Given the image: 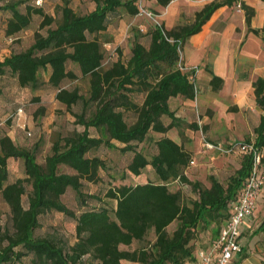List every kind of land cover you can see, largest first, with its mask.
I'll return each instance as SVG.
<instances>
[{"label": "trees", "instance_id": "obj_1", "mask_svg": "<svg viewBox=\"0 0 264 264\" xmlns=\"http://www.w3.org/2000/svg\"><path fill=\"white\" fill-rule=\"evenodd\" d=\"M89 1L92 10L78 16L68 0H61L59 18L50 29L54 21L41 8L24 6L22 13L18 7L24 1L0 0V12L9 14L3 29L6 37L24 31L32 15L40 17V29L47 27L44 36L34 33L32 44L25 50L0 61V77L9 75L19 89L32 92L47 85L54 90V100L82 127L67 134L53 132L49 151L41 162L35 158L39 140L29 149L6 134L0 135V199L8 207L10 223L9 229L0 231V264H190L199 248V234L211 228L214 234L209 247L227 221L231 203L237 199L251 169V159L242 156L239 167L224 182L209 174V184L204 185L185 175L191 160L188 150L166 136L153 139L150 133L164 134L174 128L181 137L184 128L198 129L196 122L181 120L168 106V101L176 97L193 100L188 74L176 68L177 42L182 48L216 10L230 7L238 0L212 1L195 12L190 23L174 29L165 30L161 25V29L148 27L141 33L136 26L132 27L127 57L121 59L117 52V57L106 66L103 44L109 40L101 37L114 20L136 16V0ZM148 1L163 8L171 0H143L144 4ZM240 6L248 32L264 42V29H250L253 9ZM143 37L147 38L146 46L139 41ZM68 65L77 70L78 76ZM39 72L46 73L45 82ZM209 74V87L218 92L223 81ZM77 78L87 80L85 96L76 89L63 88L65 81ZM252 88L255 104L262 113L253 128V139L247 137L246 141L253 140L263 151L264 79L257 78ZM136 96H140L138 103ZM76 104L80 105L78 113L70 109ZM89 128L95 135L89 133ZM115 143L121 144L120 152H131L125 165L128 173L139 176L148 167L154 178L109 186L105 197L114 200L112 209L86 208L74 213L61 197L69 189L81 206L87 198H94L82 192L81 180L94 182L98 169L105 170L107 166L98 156L87 154L100 146L114 147ZM141 143L144 147L152 146L148 157L140 150ZM9 158L21 160V178L7 181ZM172 182L187 185L192 195H184L180 188L172 189ZM23 195L25 207L21 203ZM47 211L74 220L75 240L71 245L33 237L40 226L39 217ZM170 225L173 228L168 230ZM260 227H264V222ZM149 233L151 240L147 239ZM132 244L136 246L127 249Z\"/></svg>", "mask_w": 264, "mask_h": 264}, {"label": "rangeland", "instance_id": "obj_2", "mask_svg": "<svg viewBox=\"0 0 264 264\" xmlns=\"http://www.w3.org/2000/svg\"><path fill=\"white\" fill-rule=\"evenodd\" d=\"M5 2H15L17 0H3ZM23 5L18 7L20 12H24V6L31 8H41L44 15L53 19V23L49 26L50 29L55 27V22L59 18V9L61 7V0H22ZM69 7L73 13L78 16L85 15L92 10V4L89 0H68ZM144 8L154 13L146 4ZM9 14L7 12H0V61L8 57L12 53H19L25 50L33 42L34 33L41 36L45 35L47 27L39 28L40 17L32 15L28 27L11 37L4 35V23ZM160 22V21H159ZM141 27L139 29L143 33L146 28L153 27L152 23L145 18H138L137 20H130L128 18H119L110 24L107 33L101 37V40L108 39V43L103 44L104 61L103 66L108 65L112 60L117 57V52L120 53L121 59L127 57L129 49V40L133 29L132 27ZM140 43L144 46L147 45V38L143 37ZM186 48H181V60L184 58ZM68 69L72 70L78 76L77 70L68 65ZM199 73V72H198ZM40 79L45 82L46 73L39 72ZM198 76V74H197ZM87 80L77 78L72 81H65L63 88L70 91L76 89L79 94L85 96L87 91ZM197 98L196 102L191 104L184 101L175 102L172 106L181 107L188 119L196 122V116L199 120L198 126H202V116L206 113L200 111L201 93H199V86L196 81ZM54 90L47 85L39 90L30 91L28 89H19L13 77L4 75L0 77V135L6 134L16 143L25 146L29 149L32 148L34 143L39 140V147L35 151L36 161L41 162L43 157L49 151V140L53 132H60L67 134L72 130H81L82 127L74 123L72 115L58 104L54 98ZM209 95V94H208ZM37 98V102L33 99ZM138 103L140 96L134 97ZM184 102V103H183ZM19 108L15 111V109ZM71 111L78 113L80 105L76 104L71 106ZM15 111V114H13ZM10 115V116H9ZM10 117V118H9ZM91 135H95L92 128L88 129ZM202 143L201 130L196 133ZM151 138H154L152 133ZM202 136V137H201ZM203 140H207L204 139ZM208 141V140H207ZM227 145L228 143H222ZM120 143H115L114 147L106 148L103 146L98 147L94 152H89L87 156L96 155L105 162L107 168L105 170L98 169V179L94 182L81 180V190L85 194L93 195L94 198H87L84 205H80L75 199V195L71 190H66L61 197L64 204L77 213L82 209H97L105 207L112 209L114 207V200L105 197L106 189L109 186H120L122 184L131 185L137 182L152 180L153 173L151 169L145 167L142 169L139 176H134L125 170V165L131 158V152H120L118 147ZM140 150L148 157L152 152V146L144 147L141 143ZM192 149H194V146ZM192 153L193 164L186 170V175L190 179H197L202 184L208 185V175L214 174L220 181L224 182L228 175L232 174L240 165L242 155L233 153H222L213 151L209 154ZM213 157V158H211ZM7 181H12L16 178H21L22 165L21 160L9 158L6 163ZM169 186L180 188L181 192L186 196H191V192L187 185H182L172 182ZM21 203L25 207L26 199L23 195ZM8 207L0 199V231L7 228L9 229L10 223L8 218ZM264 222V183L256 203V206L249 218H246L240 231L243 233L240 237V253L235 255L233 260L234 264H263L264 262V227L260 226ZM40 226L34 230V238H48L58 241L65 245H71L74 242V220L64 216V214L56 211H47L39 217ZM173 225H170L168 230H171ZM214 231V230H213ZM213 232L211 228L199 234L198 247H207L213 239ZM147 239H152V233L147 235ZM136 245L132 244L127 249H132ZM197 248V249H199Z\"/></svg>", "mask_w": 264, "mask_h": 264}, {"label": "crops", "instance_id": "obj_3", "mask_svg": "<svg viewBox=\"0 0 264 264\" xmlns=\"http://www.w3.org/2000/svg\"><path fill=\"white\" fill-rule=\"evenodd\" d=\"M212 1L215 0H171L163 8L157 6L154 1L145 4L158 15L163 29L170 30L190 23L193 14ZM237 3L253 9L250 29H264L263 0H238ZM237 3L216 10L200 31L190 36L182 45V48H186L182 63L186 66H197L199 69L196 81L202 95L200 111L206 113L201 118L202 128H184L181 137L174 128L164 134L150 133L155 135L153 139L166 136L180 144L190 152V158L193 150L194 153L200 154L213 153L212 150L203 148L196 134L199 129L202 139L209 142L238 143L247 137L253 139V128L258 124L262 113L255 104L252 83L257 78L264 79V42L248 32L245 12L242 8L236 9ZM138 18L140 17L134 16L130 20ZM209 72L223 81L218 92H212L209 87ZM181 100L192 103L176 97L168 101L169 108L174 111V116L186 122H193L181 107L172 106ZM262 152L264 154V150ZM192 164L186 167L185 175Z\"/></svg>", "mask_w": 264, "mask_h": 264}, {"label": "built area", "instance_id": "obj_4", "mask_svg": "<svg viewBox=\"0 0 264 264\" xmlns=\"http://www.w3.org/2000/svg\"><path fill=\"white\" fill-rule=\"evenodd\" d=\"M136 8V17L145 18L152 23L153 27L161 29L158 15L146 10L144 8L143 0H136ZM236 9H241L239 3L236 4ZM161 34L163 33L161 32ZM165 40L169 43L173 42L170 39L165 38ZM176 51L178 54L176 68L180 72L188 74V81L193 92L192 102H196L198 92L196 87V77L199 69L197 66H186L182 63L179 42H177ZM197 123H199V120L196 116V124ZM198 128L200 127L198 126ZM202 146L204 149L219 151L222 153L237 152L242 156H249L251 159V169L243 183L237 199L231 203L230 214L227 221L222 225L217 237L209 247L203 249L199 248L194 251L193 261L190 263L233 264L235 255L241 252L239 244L241 234L240 228L243 225L244 220L251 216L264 183V154L254 145L253 140H243L238 143L223 145L202 139ZM189 164H192V160L189 161Z\"/></svg>", "mask_w": 264, "mask_h": 264}]
</instances>
